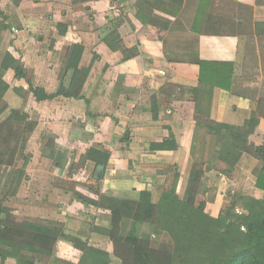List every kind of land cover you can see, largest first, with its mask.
<instances>
[{"label": "crops", "instance_id": "1", "mask_svg": "<svg viewBox=\"0 0 264 264\" xmlns=\"http://www.w3.org/2000/svg\"><path fill=\"white\" fill-rule=\"evenodd\" d=\"M72 44L87 71L78 98L37 102L29 86L54 94ZM186 50L210 66L202 78ZM5 55L22 74L0 70V124L14 112L35 129L14 165L0 167L1 217L66 236L34 264H122L99 198L148 191L158 205L186 185L189 163L203 168L194 206L212 219L260 197L259 163L240 150L255 128L264 133V0H0V63ZM199 83L216 90L196 103ZM196 110L215 124L196 122ZM88 148L107 156L101 180L79 164Z\"/></svg>", "mask_w": 264, "mask_h": 264}, {"label": "trees", "instance_id": "2", "mask_svg": "<svg viewBox=\"0 0 264 264\" xmlns=\"http://www.w3.org/2000/svg\"><path fill=\"white\" fill-rule=\"evenodd\" d=\"M112 36L117 38L115 31ZM185 52L194 54L191 61L199 65L202 78L204 69H210V66L198 59L197 50ZM82 53L80 45L72 44L67 48L58 86L51 96L42 89L29 86L37 102L56 96L78 98L87 76L86 70L78 68ZM128 57L130 55L124 52L123 59ZM9 68L21 76L18 62L5 55L0 70ZM69 71H72V78L66 90L63 81ZM203 88L210 95L216 90L213 85L199 83L195 91L196 103L203 98ZM7 90L8 85L0 75V99ZM196 122L215 124L209 114L202 117L197 110ZM34 129L35 124L28 121L27 115L14 112L0 124V167L14 165L18 149ZM251 134L247 146L240 151L259 163L254 188L261 195L234 200L217 219L204 213L203 204L194 206L203 176L202 166L196 163L188 164L189 172L182 176L186 185L179 194L173 186L162 195L158 205L151 202L148 191L141 192L137 201L99 198L98 206L109 211L111 230L108 236L122 264H264V133L255 128ZM87 163L105 167L107 156L88 148L79 164ZM175 178H179L177 172ZM236 208L241 210L240 215L235 213ZM1 214L0 201V264H34L37 257L51 256L56 243L66 238L58 227L43 223L17 224L9 215L2 218Z\"/></svg>", "mask_w": 264, "mask_h": 264}, {"label": "water", "instance_id": "3", "mask_svg": "<svg viewBox=\"0 0 264 264\" xmlns=\"http://www.w3.org/2000/svg\"><path fill=\"white\" fill-rule=\"evenodd\" d=\"M104 168L103 166H97L95 170V180H101L102 179V174H103Z\"/></svg>", "mask_w": 264, "mask_h": 264}, {"label": "built area", "instance_id": "4", "mask_svg": "<svg viewBox=\"0 0 264 264\" xmlns=\"http://www.w3.org/2000/svg\"><path fill=\"white\" fill-rule=\"evenodd\" d=\"M236 214H237V215H240L241 212H240L239 210H236Z\"/></svg>", "mask_w": 264, "mask_h": 264}, {"label": "rangeland", "instance_id": "5", "mask_svg": "<svg viewBox=\"0 0 264 264\" xmlns=\"http://www.w3.org/2000/svg\"><path fill=\"white\" fill-rule=\"evenodd\" d=\"M235 213H236V211H235Z\"/></svg>", "mask_w": 264, "mask_h": 264}]
</instances>
